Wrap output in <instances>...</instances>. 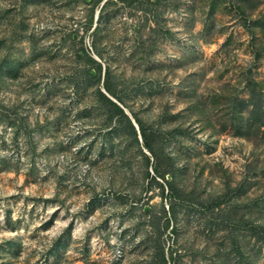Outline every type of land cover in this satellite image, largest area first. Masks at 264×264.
Segmentation results:
<instances>
[{"label": "rangeland", "instance_id": "rangeland-1", "mask_svg": "<svg viewBox=\"0 0 264 264\" xmlns=\"http://www.w3.org/2000/svg\"><path fill=\"white\" fill-rule=\"evenodd\" d=\"M259 227L264 0H0V264H264Z\"/></svg>", "mask_w": 264, "mask_h": 264}, {"label": "trees", "instance_id": "trees-1", "mask_svg": "<svg viewBox=\"0 0 264 264\" xmlns=\"http://www.w3.org/2000/svg\"><path fill=\"white\" fill-rule=\"evenodd\" d=\"M106 90H107V92L110 91V89L108 87H106ZM102 97H103L104 100H106V102H108L112 107H114V109L117 111V113L119 115H121L122 117L128 119V116L125 114L124 110L118 104H116L115 102H113L110 99H108L106 97V95H104V94H102ZM139 127L141 129L140 130L141 131V136H142L143 140L145 141V146L148 147L149 146V144H148V135H147L146 131L144 130V128L141 125H139ZM132 129L135 130V128L133 126H132ZM167 183L172 188V184L169 183L168 181H167ZM259 229H260L259 231L261 232V239L264 242V227H259Z\"/></svg>", "mask_w": 264, "mask_h": 264}, {"label": "water", "instance_id": "water-1", "mask_svg": "<svg viewBox=\"0 0 264 264\" xmlns=\"http://www.w3.org/2000/svg\"><path fill=\"white\" fill-rule=\"evenodd\" d=\"M105 94H106V96L109 97L113 102H115L116 104H118V105L124 110V112H125L127 115H129V116L131 115V114H130V113H129V112H128V111H127V110H126L121 104H120V103H118L115 99H113L111 96H109L108 93L105 92ZM132 120H133V123H134V126L136 127V129H137V130H140V129H139V126L137 125V123L135 122V120H134V119H132Z\"/></svg>", "mask_w": 264, "mask_h": 264}]
</instances>
